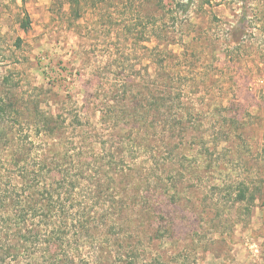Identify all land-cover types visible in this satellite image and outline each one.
<instances>
[{"label":"rangeland","instance_id":"374dc122","mask_svg":"<svg viewBox=\"0 0 264 264\" xmlns=\"http://www.w3.org/2000/svg\"><path fill=\"white\" fill-rule=\"evenodd\" d=\"M68 1L0 0V145L15 124H53L51 142L96 149H156L163 127H183L174 173L165 152L138 157L157 163L160 183L132 215L134 243L147 264H264V0H79L80 13ZM164 95L187 124H155ZM233 178L252 186L250 202H233Z\"/></svg>","mask_w":264,"mask_h":264},{"label":"trees","instance_id":"16d2710c","mask_svg":"<svg viewBox=\"0 0 264 264\" xmlns=\"http://www.w3.org/2000/svg\"><path fill=\"white\" fill-rule=\"evenodd\" d=\"M68 3L80 13L79 0ZM19 19L27 30L31 19L24 6ZM163 61L167 68V60ZM174 99L162 96L153 113L157 115L153 116L155 124H187L185 114L175 110ZM4 111L5 103L0 106V113ZM140 112L129 114L141 117L144 113ZM15 125L18 127L13 132ZM15 125L9 126V140L0 145L6 154L0 165V264H147L133 241L140 229L133 226L132 215L141 214L140 203L148 197L151 186L160 183L155 173L157 163L149 159L165 152L171 160L176 151L171 143L184 128L163 127L164 144L156 149L129 139L115 140L112 146L98 142L96 149L94 140L88 139L81 144L51 142L57 139L53 124ZM23 131L48 138L24 139ZM203 145L208 147L206 151L211 150ZM212 148L214 155L221 153L219 145ZM142 151L152 156L138 158ZM167 170L176 171L173 159ZM223 183L231 187L235 204L253 198L252 186L242 179ZM147 220L149 225L156 224L157 218ZM213 227L225 231L230 226ZM103 250L108 251V257L103 256Z\"/></svg>","mask_w":264,"mask_h":264}]
</instances>
